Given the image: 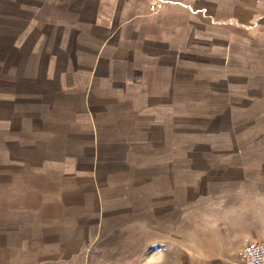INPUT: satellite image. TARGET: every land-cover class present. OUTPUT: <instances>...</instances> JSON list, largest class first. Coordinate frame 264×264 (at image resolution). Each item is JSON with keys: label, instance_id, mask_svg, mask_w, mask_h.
Instances as JSON below:
<instances>
[{"label": "rangeland", "instance_id": "1", "mask_svg": "<svg viewBox=\"0 0 264 264\" xmlns=\"http://www.w3.org/2000/svg\"><path fill=\"white\" fill-rule=\"evenodd\" d=\"M201 1L214 27L199 11L194 36H133L117 10L73 25L63 0L36 19L0 0V187L19 163L69 208L117 209L196 264L264 242V0ZM122 247L93 250L130 264Z\"/></svg>", "mask_w": 264, "mask_h": 264}, {"label": "crops", "instance_id": "2", "mask_svg": "<svg viewBox=\"0 0 264 264\" xmlns=\"http://www.w3.org/2000/svg\"><path fill=\"white\" fill-rule=\"evenodd\" d=\"M23 1L27 7L36 10L32 13V19L40 18L39 9L44 8L40 0ZM29 1L31 5L28 4ZM56 2L57 0H48V8H56ZM154 2H162L161 9L155 14L149 11V5ZM206 4L209 1L63 0L59 7L80 10L79 14L71 15L75 16V20L69 21L73 25H79L83 21L85 14L81 10L112 9L117 10V25L129 24L131 28L135 26L132 28L133 32L129 30L133 36H185L186 27H191L187 34L194 36L192 19L199 11L213 27L217 23L216 13L213 11L210 15ZM239 7L241 6L234 7L233 14ZM213 9L215 10L214 7ZM123 10H127V17L122 24L119 21ZM112 18L114 16H110ZM92 20L95 23L98 17ZM134 71L126 75L127 91L130 93L131 90L133 94L138 86L133 83ZM9 166L7 164V170ZM15 170L16 174H11L0 187V264H119L113 259L119 260L122 251L116 254L112 252L107 258H101L94 254L93 245L102 251L108 247L114 251L125 249L121 248V242H127V248L133 246L129 254V260H132L130 264H190L189 261L196 264L204 260L185 256L180 249L182 246L178 247V244L174 251L173 246L168 245L167 238L152 241V233L147 231V227L143 232L138 231L140 235L137 236L134 227L127 220L119 222L120 211L117 209H95L94 214L89 215L88 210L69 208L67 199L70 194L67 196L64 193L40 191L36 183L38 180L19 176L22 175L19 171L23 170V166L15 164ZM89 216L96 219L90 223ZM125 231L128 234L126 237ZM240 252L235 263L241 261ZM110 259L112 262L108 261ZM122 263L128 264L127 261ZM212 264L222 263L214 261Z\"/></svg>", "mask_w": 264, "mask_h": 264}, {"label": "built area", "instance_id": "3", "mask_svg": "<svg viewBox=\"0 0 264 264\" xmlns=\"http://www.w3.org/2000/svg\"><path fill=\"white\" fill-rule=\"evenodd\" d=\"M162 7V2H154L149 5V11L158 13ZM241 261L234 264H264V242H252L243 246Z\"/></svg>", "mask_w": 264, "mask_h": 264}]
</instances>
